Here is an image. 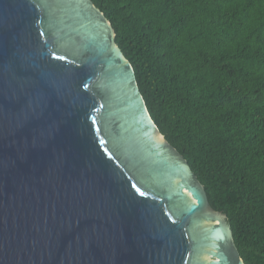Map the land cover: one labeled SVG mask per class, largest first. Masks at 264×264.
I'll return each mask as SVG.
<instances>
[{
	"label": "water",
	"instance_id": "1",
	"mask_svg": "<svg viewBox=\"0 0 264 264\" xmlns=\"http://www.w3.org/2000/svg\"><path fill=\"white\" fill-rule=\"evenodd\" d=\"M91 0H0V264H245Z\"/></svg>",
	"mask_w": 264,
	"mask_h": 264
},
{
	"label": "trees",
	"instance_id": "2",
	"mask_svg": "<svg viewBox=\"0 0 264 264\" xmlns=\"http://www.w3.org/2000/svg\"><path fill=\"white\" fill-rule=\"evenodd\" d=\"M91 1L241 258L264 264V0Z\"/></svg>",
	"mask_w": 264,
	"mask_h": 264
}]
</instances>
